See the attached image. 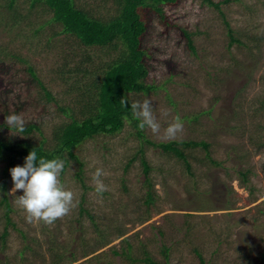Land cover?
I'll use <instances>...</instances> for the list:
<instances>
[{
	"label": "rangeland",
	"instance_id": "1",
	"mask_svg": "<svg viewBox=\"0 0 264 264\" xmlns=\"http://www.w3.org/2000/svg\"><path fill=\"white\" fill-rule=\"evenodd\" d=\"M72 1L97 18L117 13L115 0ZM163 9V18L146 9L147 29L141 38L149 69L145 81L155 87L128 96L132 102L151 99L161 132L155 135L146 127L147 138L172 140L163 131L179 116L184 130L175 140L208 141L210 155L219 163H212L200 146L185 147L189 172L181 159L145 142L126 120L118 132L97 134L73 149L77 159H70L60 180L76 192L78 204L47 225L28 223L15 205L3 158L0 201L2 180L8 175L9 216L15 226L8 225L6 247L0 243V261L51 264L54 243L66 254L75 253L76 260L66 264H97L92 258L96 254L101 264H148L146 255L165 264H264V0H229L220 5L224 16L207 0H177ZM51 16L29 0L12 5L0 0V138L51 145L55 126L70 121L71 114L81 116L77 109L84 94L78 95L75 85L92 79L91 72L81 70L97 71L116 53L85 46L72 35L54 34L59 26L50 22ZM223 17L239 43L229 44ZM182 29L192 34L194 50ZM13 113L23 116L25 126L39 128L13 134L15 129L5 122ZM142 156L150 166L147 174ZM23 164L20 160L16 165ZM97 167L107 173L102 179L108 190L102 196L92 181ZM247 169L244 185L240 171ZM147 175L150 204L145 202ZM22 194L17 190L15 196ZM4 211L0 204V233L6 224ZM89 214L108 235L103 246H96L98 235ZM117 228L124 233L118 235ZM128 243L129 256L113 253L126 250ZM25 244L32 249L21 254Z\"/></svg>",
	"mask_w": 264,
	"mask_h": 264
},
{
	"label": "trees",
	"instance_id": "2",
	"mask_svg": "<svg viewBox=\"0 0 264 264\" xmlns=\"http://www.w3.org/2000/svg\"><path fill=\"white\" fill-rule=\"evenodd\" d=\"M31 6L40 5L49 10L52 14L50 22H53L59 26V30L54 34L72 35L79 43L85 46H97L100 48H107L108 52L116 51L109 60L103 62L97 71H89L86 69H80L84 73L91 72L92 79L89 82H85L82 85H75L78 95L84 94L82 102H80L77 111L81 114L80 117L70 115V121L63 122L54 127L53 130V143L51 145L45 144L44 141L33 142L30 139L10 140L0 138V160L6 159V170H10L12 167L21 160L25 162V157L31 150H35L37 158L44 157L52 159L59 157L65 160V167L68 165L70 159H77V156L73 149L82 143L85 139L91 138L97 134L106 133L113 134L121 130L125 124V121H131L133 126L136 127V134L143 138L145 142L159 148L162 152L174 155L181 159L184 163L186 170L191 172V164L188 160V156L185 153V147L193 148L200 146L205 150L206 157L214 164L219 162L212 158L210 155V143L204 139H183V140H166L155 142L145 136L143 130L138 127L139 121L133 116L131 110V103L128 93L131 91H149L153 87L152 84L146 83L145 79L148 75V67L145 62L146 51L141 46V38L147 29V18L144 17L146 9L153 10L160 17H164L163 4L174 3L177 0H115L117 5V13L112 15L108 19H101L92 16L89 12L83 8L77 7L72 0H29ZM211 5L215 6L220 13V5L228 2L229 0H219L217 2L213 0H207ZM14 0H9V4L12 5ZM224 18V17H223ZM227 33L229 36V44L234 42L239 43V38L234 34V29L230 23L224 18ZM184 30L183 33L188 39V45L194 50L193 39L191 33L188 30ZM90 60V58H87ZM32 75L36 77L35 71L32 67H29ZM39 81V84L44 88V92L48 98H52L51 92L47 90L46 86ZM122 98L127 99L128 104L126 107L122 106L120 100ZM65 112V108H63ZM1 125V124H0ZM34 128H39L36 124H28L25 126L24 132H30ZM140 153L143 151L140 149ZM144 171L147 174L150 166L144 156L141 157ZM65 169V168H64ZM249 170H241L240 175L242 182L247 180ZM7 173V171H6ZM5 173V174H6ZM79 178L82 180L80 173ZM8 175H4L2 180L3 197L0 204L4 207V215L6 217V224L3 231L0 233V243L2 249L6 247L9 228L8 225L15 223L11 220L9 213L12 210L7 189ZM83 181V180H82ZM146 181L149 183V176H146ZM149 189L146 193V204H150L153 201V194L150 190L151 183L148 184ZM148 208V207H147ZM81 210L84 207L81 206ZM147 216L149 217V208L146 209ZM91 218V224L94 227L98 235L96 240V246H103L108 242V235L104 234V230L98 227V224L93 219V216L89 214ZM24 236L23 232L20 231ZM124 229L117 228V234L122 235ZM59 246V247H58ZM97 246V247H98ZM128 243L125 248L121 250L113 249L115 255L129 256L130 247ZM25 249L31 250L32 247L29 244H25V247L21 250V254ZM62 249L63 246L58 244H52L50 246V253L53 257L51 264H66L74 262L76 255L73 251L70 254H66ZM67 250V249H66ZM87 251V250H86ZM93 260L97 264H101V255L96 254ZM24 259V258H23ZM96 259V260H95ZM91 258H89V261ZM145 260L148 264H165L161 261L153 259L150 255H146ZM0 264H11L8 259L4 262L0 261ZM23 264V262H20Z\"/></svg>",
	"mask_w": 264,
	"mask_h": 264
},
{
	"label": "clouds",
	"instance_id": "3",
	"mask_svg": "<svg viewBox=\"0 0 264 264\" xmlns=\"http://www.w3.org/2000/svg\"><path fill=\"white\" fill-rule=\"evenodd\" d=\"M122 106L126 107L127 99L120 100ZM133 116L139 121L138 127L144 130L146 127L155 135L161 132V124L154 115L150 98L142 101L135 100L131 103ZM167 115V113H164ZM9 129H15L19 134L25 131L26 121L20 114H10L6 117ZM184 130V122L179 117H174L163 131L166 139L175 140ZM23 136V135H21ZM65 168V160L56 157L47 159L37 158L35 150H31L25 157L23 166L16 165L10 169L13 187L11 194L14 195L15 205L26 213L28 223L54 224L58 219L68 215L78 204L77 194L66 187L60 180L61 173ZM107 173L102 167H97L92 174V181L97 195L108 190L102 177ZM17 190H22V195L15 196Z\"/></svg>",
	"mask_w": 264,
	"mask_h": 264
}]
</instances>
